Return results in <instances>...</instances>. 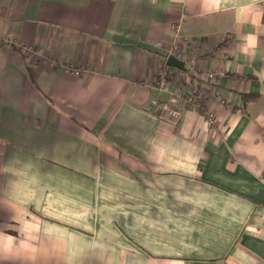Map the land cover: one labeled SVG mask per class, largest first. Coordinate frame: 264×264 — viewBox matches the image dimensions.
I'll use <instances>...</instances> for the list:
<instances>
[{
	"label": "crops",
	"instance_id": "crops-1",
	"mask_svg": "<svg viewBox=\"0 0 264 264\" xmlns=\"http://www.w3.org/2000/svg\"><path fill=\"white\" fill-rule=\"evenodd\" d=\"M0 37L58 61L0 45V264H264V0H0ZM171 54L218 124L166 118Z\"/></svg>",
	"mask_w": 264,
	"mask_h": 264
},
{
	"label": "built area",
	"instance_id": "built-area-1",
	"mask_svg": "<svg viewBox=\"0 0 264 264\" xmlns=\"http://www.w3.org/2000/svg\"><path fill=\"white\" fill-rule=\"evenodd\" d=\"M181 41L175 42L174 46L175 48L179 47V43ZM52 66H56L54 62H51ZM69 70L68 72H71L75 75H80L83 72V68L81 67H75L73 64H69ZM176 68L174 66L169 65L167 62L165 63V70L160 73L159 75L155 76L154 80L149 83V86H153L159 92H165L168 94V104L166 106V118H169L171 120H174L178 118L181 115V109L179 108L178 104L180 101H185L187 103L193 104L197 109L199 108L201 111L205 112L207 115V119L212 125H216L219 122V118L216 114V112L208 108L206 105V100L210 96L211 98L220 101L221 100V94L217 90H213L210 88L208 83H215V80L218 77H221L224 75V72L219 69H213V70H204L199 73V77L201 79L205 80V84L203 88L201 89V96L197 97L195 93L199 91L198 88L192 89V87L189 85V76L187 74V70H181L178 69L179 74L176 75L174 72ZM175 77L176 79H179L180 85L182 86V90H171L168 87V82L172 80V77ZM178 76V78H177ZM211 89V93L210 92ZM206 91L207 93L203 95V91Z\"/></svg>",
	"mask_w": 264,
	"mask_h": 264
},
{
	"label": "rangeland",
	"instance_id": "rangeland-1",
	"mask_svg": "<svg viewBox=\"0 0 264 264\" xmlns=\"http://www.w3.org/2000/svg\"><path fill=\"white\" fill-rule=\"evenodd\" d=\"M4 41H6V43H11L10 45H12L14 48H17L20 53H22L23 55H25V57L27 56L26 54H28V53H35V54H37V56L35 55V57H38L37 58V61H38V64L39 65H43L45 63L48 64V63H51V62H54L56 65L58 64L57 56L54 53H47V52H45V53H38L37 52V49L34 48L33 46L27 45V43H24L22 41H18L15 38L12 39V37H8L6 39L0 37V43L1 42L4 43ZM69 64H71V63L69 62V63L63 64L64 68L66 69V67H67V69L69 70V67H70ZM81 68H83V70H81V71L84 72L85 69H86V66H82Z\"/></svg>",
	"mask_w": 264,
	"mask_h": 264
},
{
	"label": "trees",
	"instance_id": "trees-1",
	"mask_svg": "<svg viewBox=\"0 0 264 264\" xmlns=\"http://www.w3.org/2000/svg\"><path fill=\"white\" fill-rule=\"evenodd\" d=\"M0 45H4L3 42L0 43ZM14 48V47H13ZM17 50V48H14ZM26 69L28 71V74H29V77L32 81H35V76L33 74V69L31 68V66L27 65L26 66ZM188 72V71H187ZM188 76H189V85L192 87V89H195V88H198L199 91H197L195 93V95L197 97H200L201 96V89L203 88L204 84H205V80L204 79H201L199 78V76H194L193 73H189L188 72ZM243 94V99H245L246 97V93H242Z\"/></svg>",
	"mask_w": 264,
	"mask_h": 264
},
{
	"label": "water",
	"instance_id": "water-1",
	"mask_svg": "<svg viewBox=\"0 0 264 264\" xmlns=\"http://www.w3.org/2000/svg\"><path fill=\"white\" fill-rule=\"evenodd\" d=\"M167 63L171 66L178 67L181 70H184V71L187 70L185 61L181 60L180 58H178L174 54H171L168 56Z\"/></svg>",
	"mask_w": 264,
	"mask_h": 264
}]
</instances>
